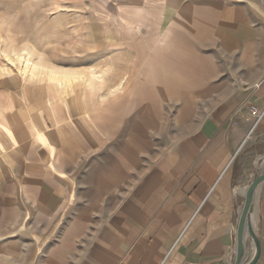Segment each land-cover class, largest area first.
I'll use <instances>...</instances> for the list:
<instances>
[{"label":"rangeland","instance_id":"374dc122","mask_svg":"<svg viewBox=\"0 0 264 264\" xmlns=\"http://www.w3.org/2000/svg\"><path fill=\"white\" fill-rule=\"evenodd\" d=\"M248 1L0 0V263L38 256L46 264L59 253L72 264L139 175L222 97L212 86L235 93L255 78L250 66L234 72L243 63L217 35L193 41L198 69L209 58L211 75L177 74L173 63L197 9L208 2L220 13ZM25 51L41 67L84 71L83 83L102 76L96 100H86L89 86L61 88L78 82L44 90L48 81L16 61ZM253 60L252 70L264 67ZM257 168L252 180L264 173ZM252 243L244 244L250 258Z\"/></svg>","mask_w":264,"mask_h":264},{"label":"crops","instance_id":"0c3cea01","mask_svg":"<svg viewBox=\"0 0 264 264\" xmlns=\"http://www.w3.org/2000/svg\"><path fill=\"white\" fill-rule=\"evenodd\" d=\"M234 6L218 13L207 2L197 9L195 20H190L192 37L178 38L175 72L211 75L209 58L198 69L193 41L217 35L222 47L233 50L243 63V69L234 72H244L245 66H250L247 72L257 75L235 93H230L229 87L223 92L225 86L210 88L222 97L212 103L199 125L139 175L124 200L94 226L72 264H235L242 251L243 262L250 260L244 247L249 237L246 234L241 241L239 229L246 190L257 164H264V67L251 68L254 58L264 66V0ZM169 75L171 79L176 76L174 72ZM99 77L91 84L60 87L89 86L86 100H96L94 85L102 81ZM46 84L48 92L56 85ZM42 92V98H50ZM259 114H263L261 119ZM254 212L262 246L255 264H264V182L256 192ZM37 257L15 256L12 264H37ZM70 258L57 253L49 256L46 264H69Z\"/></svg>","mask_w":264,"mask_h":264},{"label":"bare ground","instance_id":"6f19581e","mask_svg":"<svg viewBox=\"0 0 264 264\" xmlns=\"http://www.w3.org/2000/svg\"><path fill=\"white\" fill-rule=\"evenodd\" d=\"M27 55L30 56L31 53L28 52ZM16 56H17L16 61L22 62V60L19 58L21 55H16ZM23 59L26 61L24 67L22 68V71L24 73H31V75H33V76L38 75L40 77H44L49 83H56L59 86L60 85L62 86L63 85L62 83L69 84L71 82H84V80H85V74L84 73H81V72H76V73H72V72L63 73L62 72L61 73V71H55V70H52L49 68L41 67L38 64L32 62L27 57L26 58L24 57ZM9 60L13 62V60L10 58V56H9ZM256 192H257V190H256ZM256 192H255V196H254V204H255ZM254 218H255V212H254V207H253L251 219H252L253 226L256 228V225L254 223ZM247 221H248V214L243 210L242 220H241L240 229H239V239L241 241H242V237L246 234L250 238ZM252 245H253V243H252ZM253 248H254V246H253ZM253 251H254V249H253ZM242 254H243V251H242Z\"/></svg>","mask_w":264,"mask_h":264},{"label":"water","instance_id":"95a60500","mask_svg":"<svg viewBox=\"0 0 264 264\" xmlns=\"http://www.w3.org/2000/svg\"><path fill=\"white\" fill-rule=\"evenodd\" d=\"M263 182H264V173L258 174L257 177L254 178V180L251 182V184L246 190L245 202H244V207H243V210L248 214L247 225H248L249 235L253 240L254 254L250 258L249 261L243 262V259L245 258V256H241L244 254L240 252L239 256H237V260L235 264H255L260 257L261 248H262L261 238L257 232V228L253 226L251 214H252L253 207H254L255 192L256 190H258V188Z\"/></svg>","mask_w":264,"mask_h":264},{"label":"built area","instance_id":"2783aa9c","mask_svg":"<svg viewBox=\"0 0 264 264\" xmlns=\"http://www.w3.org/2000/svg\"><path fill=\"white\" fill-rule=\"evenodd\" d=\"M251 111L254 113V114H256V109L255 108H252L251 109ZM263 117V114H259V116H258V119H261Z\"/></svg>","mask_w":264,"mask_h":264},{"label":"snow or ice","instance_id":"6c2138e0","mask_svg":"<svg viewBox=\"0 0 264 264\" xmlns=\"http://www.w3.org/2000/svg\"><path fill=\"white\" fill-rule=\"evenodd\" d=\"M27 55V51H25L24 53L21 54V56L19 57L21 60H23L24 56Z\"/></svg>","mask_w":264,"mask_h":264}]
</instances>
